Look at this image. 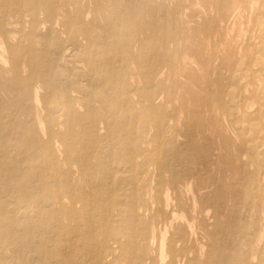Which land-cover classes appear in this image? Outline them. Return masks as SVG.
Instances as JSON below:
<instances>
[{"label":"bare ground","instance_id":"1","mask_svg":"<svg viewBox=\"0 0 264 264\" xmlns=\"http://www.w3.org/2000/svg\"><path fill=\"white\" fill-rule=\"evenodd\" d=\"M167 3L0 0V264H243L224 214L264 179V0Z\"/></svg>","mask_w":264,"mask_h":264},{"label":"rangeland","instance_id":"2","mask_svg":"<svg viewBox=\"0 0 264 264\" xmlns=\"http://www.w3.org/2000/svg\"><path fill=\"white\" fill-rule=\"evenodd\" d=\"M166 2H168L169 1V3H167V6L168 7H172L173 6V8H174V6H175V3H174V0H172L173 1V4L170 2L171 0H165ZM182 3H184V2H182ZM188 11V12H187ZM191 11L190 10H186V13H185V11H184V14H183V18H185V19H187L188 18V16H190L191 15ZM249 33V32H248ZM247 33V34H248ZM169 78H171V77H169ZM219 78H221V82H219L220 84H222V87L224 86V88L223 89H225L226 91H227V94H226V96H225V98H224V102H225V108H224V110H223V113L222 112H218V113H216V112H214L215 114H217L216 115V117H217V121L216 122H218V124H220V126L222 127V130H223V137H227V138H229L230 139V143H231V145H229L230 147H229V152L230 153H234V154H236L237 152H236V150H238V148H239V142L237 141V137H238V130H239V127H238V124L236 123V115H237V113H236V104L238 103V101H239V90H240V85L242 84L241 83V81H239L237 78V75L235 74V77H229V74L228 73H226V72H224L223 73V75L221 74L220 76H219ZM236 78V79H235ZM213 81H215V79H214V77H212L211 78ZM235 79V80H234ZM234 80V81H233ZM181 81H183L184 82V79H180V81H179V84H182L181 83ZM225 82V83H224ZM233 82L235 83V84H233ZM240 82V83H239ZM240 84V85H239ZM236 85V87H234ZM228 86V87H227ZM232 87V88H231ZM229 95V96H228ZM232 98H233V100H232ZM232 100V101H231ZM234 101V102H233ZM179 101H173V102H171V104H170V108L173 110V111H175V112H177V115L179 114L178 112V110L177 109H179V106H178V103ZM231 106V107H230ZM198 113H201L202 112V109L201 108H199V109H195ZM200 110H201V112H200ZM232 112V113H231ZM198 113H197V117L199 118V115H198ZM214 113H210V112H205L204 114H202L203 115V117L205 118V119H208L209 117H215V115H214ZM236 113V114H235ZM181 115H178L177 116V118L179 119V124H180V122H181V117L180 116H182L183 117V114L182 113H180ZM211 114H212V116H211ZM205 115V116H204ZM233 116V117H232ZM208 121V120H207ZM127 122V121H126ZM225 123V124H224ZM224 125H225V127H224ZM126 126H131V127H129V128H127L128 129V131L129 132H126L127 133V137L129 138V139H131L132 141H136L137 143H140V142H142L143 141V138H142V136H141V134L139 133V130H138V127L139 126H136V121L134 122V124H131L130 122H127L126 123V125H125V127ZM225 128L228 130H225ZM230 128V129H229ZM236 128V129H235ZM238 128V129H237ZM235 129V130H234ZM174 130H176L175 132H174V136H175V134H176V136H175V139H180L181 138V140L182 141H184L185 140V138H184V130H183V128H175ZM232 130V131H231ZM231 131V132H230ZM230 133H231V135H230ZM232 133H234V134H232ZM226 134V135H225ZM173 136V137H174ZM176 137H178V138H176ZM236 141V142H235ZM258 141H259V143H258ZM264 142V140H262V139H258L257 141H256V143H255V145H256V150H257V154H258V156H257V158H258V162L260 163L261 162V164H260V168H259V170L261 171V168H262V170L263 171H261V172H263L264 173V144L262 145V143ZM219 145H220V143L219 142H217ZM237 144V145H236ZM232 148V149H231ZM234 148V149H233ZM237 148V149H236ZM235 150V151H234ZM238 155V158H239V162L240 163H243L244 162V160H243V156L241 155V154H237ZM262 157V158H261ZM222 171H223V169H222ZM249 172H250V170H249ZM261 182V183H260ZM260 184H264V179H263V182H262V180H260ZM259 184V185H260ZM263 184H262V187H261V185H260V189L258 190V192H257V194L255 195V199L253 200V202H256L257 203V206L258 207H260V209L258 208V207H256L255 209L254 208H252V210L251 211H249L248 213H245V211H243L242 209H241V206H242V200H243V196H242V200L239 198L240 197V195L239 194H237V195H239V196H234V198H233V200L229 203V206H228V211L224 214L225 216V220H226V222H225V220H224V223H225V233L226 234H228V235H230L231 236V239H235V238H239V239H241L240 237H242V238H244V240L246 241H248L247 243H249V242H251V244L253 243V242H255L256 241V239H257V237H259L260 236V242L258 243L259 244V246L258 247H260V249H259V251L255 254V256H254V261H255V263L256 264H264V245H263V243H264V187H263ZM262 196H261V195ZM236 197V198H235ZM237 201H236V200ZM261 202V203H260ZM235 203V204H234ZM247 204H249L250 205V203L249 202H246V203H243V205H244V207H248L249 205H247ZM233 205V206H232ZM259 205H261V206H259ZM263 207V208H262ZM262 208V209H261ZM233 210H234V212H233ZM241 211V212H240ZM256 211H257V213H256ZM240 212V213H239ZM253 212V213H252ZM241 213H243V215L241 214ZM233 214V215H232ZM245 214V215H244ZM252 214V215H251ZM262 214H263V216H262ZM239 215V216H238ZM230 216H231V218H230ZM242 216H244V217H242ZM252 216V217H251ZM260 216V217H259ZM254 217H256V218H254ZM245 218V219H244ZM259 218H260V221H259ZM242 219V220H241ZM230 221V222H229ZM259 221V222H258ZM253 222H254V224H253ZM237 223H239V224H237ZM247 223V224H246ZM249 223V224H248ZM251 223V224H250ZM259 223V224H258ZM262 225H261V224ZM239 225V226H238ZM247 225V226H246ZM255 225V226H254ZM260 225V226H259ZM230 226V227H229ZM250 226V227H249ZM259 226V227H258ZM243 227H244V229H243ZM238 228H239V230H238ZM229 229V230H228ZM231 229V230H230ZM241 229V230H240ZM260 231H259V230ZM241 231V232H240ZM246 231V232H245ZM259 231V232H258ZM235 232V233H234ZM262 234V235H261ZM250 235V236H249ZM249 236V237H248ZM256 236V237H255ZM255 238V239H254ZM235 242H233V244H234ZM246 242H245V245L246 246H240V244L238 243L237 245H238V250L239 251H241L240 252V258H241V260L243 259V264H245L246 263V261H245V259H247V257L245 256V254H246V251L248 250L247 248H248V244H247ZM250 244V245H251ZM262 244V245H261ZM235 245H236V243H235ZM237 247V246H236ZM240 248H242V249H240ZM244 251V252H243ZM257 256H258V258H257ZM262 262V263H261Z\"/></svg>","mask_w":264,"mask_h":264}]
</instances>
